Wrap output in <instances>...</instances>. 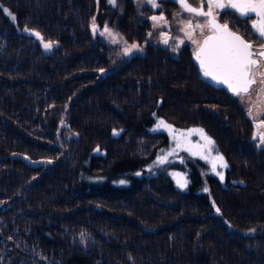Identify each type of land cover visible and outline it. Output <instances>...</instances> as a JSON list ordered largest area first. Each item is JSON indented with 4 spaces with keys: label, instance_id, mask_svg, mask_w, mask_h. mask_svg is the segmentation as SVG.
Returning a JSON list of instances; mask_svg holds the SVG:
<instances>
[{
    "label": "trees",
    "instance_id": "trees-1",
    "mask_svg": "<svg viewBox=\"0 0 264 264\" xmlns=\"http://www.w3.org/2000/svg\"><path fill=\"white\" fill-rule=\"evenodd\" d=\"M0 5V264H264L255 120L200 76L198 47L155 40L152 17L165 16L171 36L177 18L208 17L178 0ZM225 13L247 40H264L248 17ZM94 23L143 50L122 55ZM157 116L202 127L228 162L223 179L185 154V186L169 170L178 161L147 169L167 140L150 128Z\"/></svg>",
    "mask_w": 264,
    "mask_h": 264
},
{
    "label": "rangeland",
    "instance_id": "rangeland-1",
    "mask_svg": "<svg viewBox=\"0 0 264 264\" xmlns=\"http://www.w3.org/2000/svg\"><path fill=\"white\" fill-rule=\"evenodd\" d=\"M187 3L191 6L189 0H187ZM204 10L207 11V7H204ZM213 11L215 14V9ZM159 17H163V19L153 20V26L157 30L155 40L164 45L168 44L173 47H179L183 42L190 41L193 48H197L199 47L202 38L210 30L207 27L208 19L177 18L175 23H177L178 31L171 36V25H169L167 18L163 15H158V18ZM248 19L253 21L254 18L252 19L250 16ZM189 23H191L192 27H188ZM197 24L204 25L205 27L203 29L198 28L196 27ZM105 28L108 29V32L105 31ZM92 32L94 34H99L105 40L113 44L119 45L121 47L122 55L124 56L129 57L134 51L143 50L142 46L137 41L128 42L111 26L104 25L103 27H99L94 23L92 24ZM109 32L111 35H109ZM189 33H191V37H189ZM48 42L52 41L43 40L42 45ZM133 45L136 47H132ZM125 49H131V51L126 53ZM261 73H264V68L258 67L254 72L256 82L252 84L248 92H241L238 95V98L244 103L248 112L255 120V136L258 144L264 145V142L261 140V136H264V77L261 76ZM161 121H163L164 125L170 127H164L161 125ZM150 128L153 131L165 132L167 140L163 145L158 147L152 160L146 166L147 169L152 170L170 160L178 161L179 164L171 167L169 170L175 181L180 186H185L189 182L188 166L186 165V160L181 158V156L185 154L184 156L198 159L199 162L202 163L206 173L215 175L218 178H220V175L217 173L224 175L226 167L221 166V163L228 166V162L218 149L213 138L209 136L202 127H178L165 120L162 116H157L156 121ZM200 130H202L204 136L213 141L211 145H209L201 136ZM218 157H223V162L217 159ZM213 164L216 166L215 170L213 169Z\"/></svg>",
    "mask_w": 264,
    "mask_h": 264
},
{
    "label": "snow or ice",
    "instance_id": "snow-or-ice-1",
    "mask_svg": "<svg viewBox=\"0 0 264 264\" xmlns=\"http://www.w3.org/2000/svg\"><path fill=\"white\" fill-rule=\"evenodd\" d=\"M110 3H115V0H109ZM178 2L188 12L196 16L208 17L207 27L212 31L213 35L207 36L203 44L196 53V58L200 61L201 67L204 69L205 76H211L213 80L218 83L227 84V86L237 95L241 92H248L249 88L255 83L254 69L260 66V62L264 61V44H261L258 50L253 49V45L247 42L244 38L229 30L227 24H220L217 22L214 9H235L241 16L250 18V14H254L257 19L253 20L252 28L258 33L259 37L264 39V0H206L207 11L204 10V3L199 7H191L187 0H178ZM3 6L0 5V8ZM6 13L8 9H3ZM15 19V17H12ZM153 20L163 19V17H152ZM188 27H192L189 23ZM196 27L203 29L205 26L197 24ZM25 31H30L28 28ZM108 32V29L105 28ZM33 35L41 42L44 38L38 31H33ZM109 35L111 33L109 32ZM191 37V33H189ZM45 49H50L52 43H44ZM132 47H136L133 45ZM131 49H125L129 52ZM255 57V58H254ZM264 77V73H261ZM164 127L163 121L160 122ZM115 134V133H114ZM201 136L207 141L209 145L213 143L211 139L204 136L200 130ZM264 142V136H261ZM223 162V157H218ZM163 162V161H161ZM221 166L227 167L226 164L221 163ZM215 164L213 169L215 170ZM220 178L223 179V175ZM217 211H219L217 209Z\"/></svg>",
    "mask_w": 264,
    "mask_h": 264
},
{
    "label": "water",
    "instance_id": "water-1",
    "mask_svg": "<svg viewBox=\"0 0 264 264\" xmlns=\"http://www.w3.org/2000/svg\"><path fill=\"white\" fill-rule=\"evenodd\" d=\"M216 18V17H215ZM209 19V18H208ZM216 20H217V22L218 23H220V24H223L221 21H219L217 18H216ZM229 30L230 31H232V32H234V33H236L237 35H239V36H241L242 38H244L247 42H249V43H251L249 40H247L240 32H238V31H236V30H234V29H232V28H230L229 27ZM210 35H213V33L212 32H209L208 34H206L205 36H204V38L202 39V41H201V43H200V45H199V47L196 49V51H195V62H196V65H197V67H198V70H199V72H200V76L205 80V81H207L208 83H210L211 85H213V86H215V87H218V86H220V85H222V86H224L228 91H230V92H232V93H234L228 86H227V84H224V83H218L216 80H213L212 79V77L211 76H205L204 75V69L201 67V65H200V61L196 58V53H197V51L199 50V48H200V46L203 44V41H204V39L207 37V36H210ZM252 44V43H251ZM253 45V44H252ZM254 45H253V49H254ZM255 58V57H254ZM255 70V69H254ZM252 86V85H251ZM251 88V87H250ZM250 88H249V90H250ZM236 94V93H235Z\"/></svg>",
    "mask_w": 264,
    "mask_h": 264
},
{
    "label": "flooded vegetation",
    "instance_id": "flooded-vegetation-1",
    "mask_svg": "<svg viewBox=\"0 0 264 264\" xmlns=\"http://www.w3.org/2000/svg\"><path fill=\"white\" fill-rule=\"evenodd\" d=\"M227 8H225V9H215V14L217 15H215V17L219 20V21H221L223 24H227L230 28H232V29H234V30H236L235 28H234V26L232 25V24H230V21H229V19H227L226 18V16H227V13H225V10H226ZM250 16L252 17V19L253 20H255V19H257V17L254 15V14H250ZM250 22H251V25H252V23H253V21L250 19ZM236 31H238V32H240L239 30H236ZM209 32H212L211 30H209L206 34H208ZM241 33V32H240ZM205 34V35H206ZM242 34V33H241ZM204 38V37H203ZM202 38V39H203ZM255 47H254V50H258L259 48H260V46H261V44H264V40L261 42V43H257L255 40H252V39H248ZM259 67H262V68H264V61H261L260 62V66ZM257 69V68H256ZM256 69L254 70V72L256 71Z\"/></svg>",
    "mask_w": 264,
    "mask_h": 264
}]
</instances>
